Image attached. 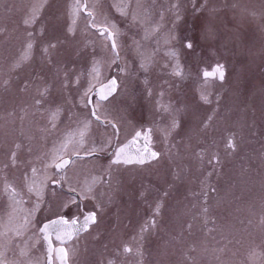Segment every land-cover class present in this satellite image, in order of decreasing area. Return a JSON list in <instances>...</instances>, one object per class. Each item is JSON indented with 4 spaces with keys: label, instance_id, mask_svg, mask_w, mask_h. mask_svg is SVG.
Here are the masks:
<instances>
[{
    "label": "rangeland",
    "instance_id": "obj_1",
    "mask_svg": "<svg viewBox=\"0 0 264 264\" xmlns=\"http://www.w3.org/2000/svg\"><path fill=\"white\" fill-rule=\"evenodd\" d=\"M86 1L97 26L115 25L117 33L132 34L118 42L125 63L120 78L122 89L115 96L118 101L114 104L121 105L123 102L119 99L133 96L135 79L132 78L135 77L132 76L148 67L143 61L139 67H134L129 58L138 53L137 45L142 40L134 37L137 32L133 20L124 28L113 20H105V17L116 18L115 9L131 19L129 6L109 9L107 0L103 5L98 0ZM204 1L200 45L204 50H216L220 62L226 66L232 65L231 55L236 48L240 66L232 70L231 80L225 86L211 80L202 83L205 95H213L209 91L213 86L216 93L207 96V103L203 102L202 135L199 124H193L186 136L190 162L185 171L187 181H170L164 173L159 176L165 181H117V171L129 178L139 174H126L108 161L107 155L117 138L112 136V130L93 119L86 103L88 96L84 95L90 85L95 87L106 81L118 67L106 34L102 36L90 26L92 21L83 7L78 15H73L76 0H0V254L6 257L8 264H46L40 213L41 219L47 220L72 211L74 214L96 211L98 223L69 245V264H109V261L112 264H264V36L252 42L233 40L234 28L228 23L232 13L229 0H221L220 6L216 5L220 0ZM84 3L80 0L82 6ZM34 6L39 9L35 21L25 24ZM167 13L172 17L166 31L171 35L170 42L155 39L151 42L157 46L154 51L167 48L168 43L180 39L184 29L190 30L180 24L179 10ZM258 24L264 28V23L259 21ZM29 43L33 45L30 51ZM51 44L56 47H50ZM90 44L93 47L88 49ZM181 49H184L183 43ZM26 51L30 58L19 62ZM207 59L204 56V60ZM163 60L168 61L172 71L182 68L177 64L174 69L177 60L172 53ZM188 63L194 65L191 61ZM142 64L145 67H141ZM150 99L153 97L147 96L146 91L141 103L148 106ZM121 107L120 116L115 119L120 123L130 122L137 113H132L125 104ZM138 109L140 113L145 111V116L135 127L151 123L150 112ZM36 115L39 116L37 121ZM85 121L90 122V126L81 144L79 131ZM36 124H41L44 135L42 183L39 163L24 153L23 138L36 135ZM164 124L159 125L158 118L154 123L160 130L173 129V118L165 119ZM52 125L57 129L54 141L51 133L47 134ZM229 138L237 146L235 151L228 147ZM69 139L72 142L62 150ZM123 139L120 137L117 145ZM101 143L106 145L101 152L106 158L97 156L92 160L106 161L107 168L97 164L96 170H91L97 172L94 177L98 180L90 181V193L80 189L81 197L86 198L79 201L51 185L50 181L59 180L65 181L67 189H78L73 175H65L61 180L53 160L57 155L65 158L75 153L87 154L93 145ZM51 144H55L56 154H52ZM171 145H174L173 137ZM200 145L204 149L203 160L197 153ZM35 146L33 137L28 150L32 156ZM216 154L221 160L218 165L214 164ZM88 160L91 159L75 162ZM109 171L110 181H104ZM143 173L148 176V171ZM8 186L16 189L15 199L6 190ZM29 187L33 191L30 192ZM41 189L42 197L37 194ZM73 197L75 204L69 203ZM65 203L70 211L61 207ZM153 220L155 225L151 223ZM125 247L132 251L124 252ZM21 252L27 255L22 256Z\"/></svg>",
    "mask_w": 264,
    "mask_h": 264
},
{
    "label": "flooded vegetation",
    "instance_id": "obj_2",
    "mask_svg": "<svg viewBox=\"0 0 264 264\" xmlns=\"http://www.w3.org/2000/svg\"><path fill=\"white\" fill-rule=\"evenodd\" d=\"M47 1V0H43ZM54 1V0H52ZM85 3H87L86 0H84ZM99 2H106V0H98ZM108 1V8L112 9V7L119 8L123 5L129 6V9L131 10V19H127L124 17L123 12L116 11L113 13L116 18L109 19L105 17V20L110 22H115L119 27H126L129 26L131 21H134V28L135 32L137 34L134 35V37L137 38L138 41L142 42L137 45L138 49L136 50L138 53L134 55L129 56V58L132 59V65L134 67H139L140 63L143 61L145 64H148L147 70L142 72L141 74H134L132 79H135V82L132 85L133 90V96L129 97L127 99L121 98L119 99L122 104H125L131 108L133 114L130 122H117L115 119L116 117L120 116L122 104H114L116 101H118L115 96L120 93L122 89V82L120 81L122 73H124V60L121 56V51H119V45L116 51L119 52V56L116 59L117 65L116 68L113 69L112 74L110 77L103 81L102 83L98 84L94 88H92V91L88 94L86 103L90 110V115L93 117V119L100 124L101 126L112 130L113 134L112 136L117 138V142L112 147L110 152L108 153V161H112V164L118 167H115L117 169H122L123 171H126L127 173H138L139 175L134 178H129L128 176L122 177L121 173L119 171L116 172V178L117 181H165L166 179H171L170 181H187L186 179V169H188V164L190 163L188 161V149H187V138L189 129L193 124L198 125L201 127V135H202V125H203V102L204 100L201 98L202 95H205L204 91V85L202 84L205 80L204 78V71L213 72L217 65H223L225 77L223 81H220L219 79H212L209 78L207 80L211 81H217L219 84H222L223 86L227 85L228 82L231 80L232 77V70L235 71V69H238L240 65L239 60L237 57H240L237 54L236 48L234 50V54L231 55L233 58L231 60L232 65L226 66L224 62H220L218 53L216 50H204L203 46L200 45L199 42H201L203 37V6L206 3L204 0H194L195 7L193 5V0H107ZM228 3L230 4V8L232 10V13L229 17V25L234 28L232 30V39L233 40H243L246 42H249V40L254 41L255 38L258 36L263 35L264 36V28L263 25L259 26L258 22L264 23V0H229ZM111 4V5H110ZM87 5V4H86ZM218 6L221 5V0L219 4H216ZM195 9V14L193 15V9ZM59 9V8H58ZM179 10L180 16H181V25H186L189 29H184V32L182 31V34L180 35L179 40H174L173 44L168 43L167 48L162 50H156V47H154L151 42H155V39H162L170 42L171 35L166 34L167 26L170 23L171 16L167 13L169 10ZM90 11V10H89ZM85 12V11H84ZM87 15V13L85 12ZM120 14V15H119ZM190 16V17H189ZM258 16H260L261 19L258 20ZM90 22L92 21L89 17ZM113 20V21H112ZM201 25V27H200ZM93 27L92 25H90ZM199 27V28H198ZM237 27H239L237 29ZM94 30H98V27H93ZM158 35V36H157ZM130 38L132 37V34H119L117 33V43L123 42V38ZM166 37V38H165ZM107 38V34H106ZM108 39V38H107ZM191 40L194 43V49L189 50L185 47V43L187 41ZM109 43L110 40L108 39ZM182 43L184 44V49L182 48ZM93 46L90 44L88 49L92 48ZM148 49V50H147ZM152 50V51H150ZM99 53L102 55L103 50H98ZM153 53H156L158 55H153ZM172 53L175 60L177 62L175 63L176 66H174V69L177 68V64H180L182 68H179V71L182 73V75H176L177 71H172L169 69L167 63L168 61H164V56L169 55ZM103 56V55H102ZM143 56L142 60L140 57ZM145 56V57H144ZM204 56L207 59V61L204 60ZM107 57V56H106ZM192 59V60H191ZM194 59V61H193ZM141 61V62H140ZM188 61H191L193 64H189ZM196 61V62H195ZM184 63H188L187 66H184ZM145 67V66H144ZM263 67V66H262ZM141 69V68H137ZM111 79H115L117 81V88L115 91V94L111 97H109L107 100H101L99 95L97 94V88L99 86H102L103 84L109 82ZM131 79V80H132ZM137 80V83H136ZM244 85V84H243ZM215 87V86H213ZM209 88V91L211 90L214 93H216V88ZM229 89H227L228 92ZM231 89L230 91H232ZM147 91V96L150 95V98L153 97V100L150 99V105L146 106V103H141L142 100H144L145 95ZM188 91V93H187ZM208 92V91H207ZM210 93V92H208ZM207 93V94H208ZM230 94L231 96H234L233 93H227V95ZM212 94H208L207 96H213ZM239 96H243V93L239 94ZM139 102V104H138ZM139 108L142 110H146L150 112V120L151 123H148L144 126H137L139 124V119L145 116L144 112H139ZM93 109L96 110V114L101 117V119L98 121L96 118L92 115ZM174 110V113L172 111ZM195 110V111H194ZM162 116V117H161ZM38 115H36V121L38 120ZM158 118L159 125L163 126L165 119L169 118H175L180 126L173 129H165L162 130L155 127L154 123L155 120ZM165 118V119H164ZM116 120V121H115ZM106 121H111V123H107ZM191 122V124H189ZM115 124L116 128L119 129L117 132L116 129L112 127V125ZM41 124H36V135L32 136L29 139L23 138L24 143V153L30 157V159L36 161L39 167V175H40V182L43 181V176L41 175V171L43 169V161L41 159L43 158L42 153H44V135L41 130ZM151 129L150 134L148 133V130ZM57 130V129H56ZM54 127L52 125L50 131L47 132V134L51 133V139L54 141L55 132ZM136 132H141L142 136L145 134H149V141H148V147L155 152H158L159 158L153 159L148 162H145L144 164H138V163H130V164H114L113 160V153H115L119 148L124 147L128 145V153L127 155L136 158L140 154V152L143 151L145 148V140L143 138H136L135 134ZM35 138V152L32 156L29 153V144L32 143V138ZM124 138L119 145L118 140L119 138ZM171 137L174 138V145H171ZM57 139V137H56ZM199 140L202 139L201 136L199 137ZM117 145V146H116ZM185 148V149H184ZM51 150L54 152L52 154H56V146L55 144H51ZM204 149L202 145L198 147V154L200 155V160H203L204 158ZM104 157L106 158V155L99 152L96 155H87V154H81L79 155L74 154L72 157H65L72 161L66 168H64L62 171L58 170L55 167V171L59 173L61 177L66 176H74V179L77 181L76 185L78 189H75L76 191H69L67 187L65 186V181H59L58 185H54L51 182L52 186H56L72 196L76 197L77 200H82L81 197V191L80 189L84 188L85 190L89 187L90 181H97L98 179L95 178L97 172L91 171L96 170L94 167L104 165L103 168H107V162L104 163L101 161L95 162L92 160V158L95 157ZM63 158V159H65ZM80 159H91L88 161H78L76 160ZM225 159V154H224ZM59 162V161H58ZM81 162V163H80ZM89 162H92L89 165ZM221 160L219 158V154H216V157H214V164L218 165L220 164ZM73 170L70 168L73 166ZM86 166V167H84ZM84 167V168H83ZM100 168V167H99ZM36 171V170H35ZM53 168V173L55 172ZM144 171H148V176L146 177L143 173ZM169 171V172H167ZM161 173H164V176H169V178H162L159 175ZM110 171L106 173L104 177V181H110ZM175 174L176 177L173 175ZM112 175V174H111ZM63 180V179H61ZM89 180V181H87ZM177 193L180 191L179 184L176 186ZM84 190V191H85ZM7 206V204H6ZM41 212V211H38ZM88 212L93 211H85L81 214H74L69 215L70 213H64L61 216L57 217H50L47 220L41 219L42 214L40 213V229L43 228L44 224L47 222H50L52 220L61 218L62 216L71 222L73 219H77V223L81 222L84 219V216ZM96 212V211H95ZM97 213V212H96ZM98 218V214H97ZM95 224L90 225L89 229L83 233L74 235L70 242L64 244V247L68 250L69 245H72L75 243L80 237L88 234L92 227ZM6 230H7V224H6ZM43 243L46 247V264L48 261V243L44 239V233L41 232ZM51 241L54 246V249H57L60 246H63L59 240L56 239L55 234H52ZM69 261V259H68ZM58 263L56 254L54 253V263Z\"/></svg>",
    "mask_w": 264,
    "mask_h": 264
},
{
    "label": "snow or ice",
    "instance_id": "obj_3",
    "mask_svg": "<svg viewBox=\"0 0 264 264\" xmlns=\"http://www.w3.org/2000/svg\"><path fill=\"white\" fill-rule=\"evenodd\" d=\"M193 5L195 7V2L193 0ZM81 7H83L84 11L87 13V16L91 18L92 20V26L93 27H98V30L100 32V34L103 36L105 34H107V38L110 40V47L113 50V52L115 53V56H119V52L116 51L118 48V43H117V31L115 30V25L112 26H105V25H101V26H97L96 21H95V16L93 15L92 11L88 10L87 5H81L80 4V0H76V4L74 5V13L73 15L76 16L79 13V10L81 9ZM39 9L36 8L35 6L33 7V14L29 19H26L24 21L25 24H29L35 21L36 18V14L38 13ZM73 23H75V19L73 20ZM71 31V29H70ZM33 45L31 43H29L27 45V49L30 51L32 49ZM50 47L55 48L56 45L55 44H51ZM185 47L189 50L194 49V43L189 40L185 43ZM46 52L48 51V49H44ZM30 56L28 54V51L25 52V54L21 57V61L22 62L24 60L29 59ZM18 62V63H19ZM141 67H144V65L142 64ZM95 71V69H94ZM176 75H182V73L178 70L176 72ZM205 80L212 78V79H219L220 81L224 80L225 77V72H224V68L223 65H217L215 70L213 72H208V71H204L203 73ZM92 87H94V85H90L88 90L84 93L85 96H88V94L92 91ZM117 88V81L115 79L110 80L106 85L101 86L100 88L97 89V94L99 95L101 100H107L108 97L116 91ZM206 103L208 102V98L207 95H202L201 97ZM37 104L40 103V100L36 101ZM59 111V110H57ZM92 115L96 118V120H100L101 117L99 115L96 114V110L93 109L92 111ZM211 119V118H209ZM107 123H111V121H106ZM55 125H53L54 127ZM90 126V122L85 121L84 122V127L83 129H81L79 131V136H80V143H83V137L87 132V129ZM173 128H177L180 126L179 122L173 118ZM112 127L114 129H116V131L118 132L119 129L116 128V125L113 124ZM205 127H207V125H205ZM151 129L148 130V133L150 134ZM149 134H145L142 136L141 132H136L135 136L136 138H143L145 140V148L143 149L142 152H140V154L138 155V157L136 158H132L130 156H128L125 153V149L124 148H119L113 155H114V160L113 163L114 164H120V163H124V164H130V163H138V164H144L145 162H148L150 160L153 159H158L159 158V153L152 151L149 147H148V141H149ZM72 140L69 139L64 145H62V150H66L68 143H71ZM110 146V142H108V145ZM105 143H101L99 146L97 145H93L91 147V149L89 150V152L87 153V155H96L99 152H102L105 150ZM228 147L230 149H232L233 151L236 150V144L235 142L229 138L228 140ZM76 155H79V153H75ZM15 158V154H13V159ZM57 160H59V162H56ZM70 163H72L71 160L69 159H63L62 156L57 155L56 158L53 160V165L58 169V170H63L64 168H66ZM33 173L35 174V169H33ZM61 179H63V177H61ZM52 183L54 185H58L59 184V180H53ZM7 191H9L11 197L13 199L16 198V196L18 195L16 189L14 187L8 186L6 188ZM29 191H33L32 187H29ZM69 191H76L73 188H70ZM92 188L91 186H89L86 189V192H91ZM38 195H40L42 197V189L40 192L37 193ZM55 194V193H53ZM86 198L85 196H82V199ZM69 203L75 204L76 200L75 198H71V200L69 201ZM63 209L70 211V209L68 208V203H65L61 206ZM39 208V204L36 205V209L38 210ZM205 211H207V209H205ZM159 212V207H157V213ZM77 219H73L71 222H69L68 219L64 218L63 216L55 221H52L50 224H45L43 226L42 229H40L41 232L44 233V239L48 242V253H49V261L51 262V258H52V254L55 252L56 255L58 256V259L60 260V264H68V259H69V252L66 248L64 247H60L58 249H54L52 246V242H51V235L49 233L50 229H54L56 232V239L59 240L61 242V244H63L66 240L72 238V236L79 232L81 229L76 228L75 225L77 224ZM25 224L28 223V219L25 218L24 221ZM98 220H97V213L95 211L93 212H88L85 214L84 216V223H83V229L84 230H88V228L90 227V225L92 224H97ZM153 225H155V220H153L151 222ZM60 226H65V227H60ZM17 235L20 234L19 230H17L16 232ZM132 251L131 248L129 247H125L124 248V252L126 253H130ZM21 255H27L26 252H21ZM0 264H8V261L6 259V257L3 254H0ZM109 264H112V261H109Z\"/></svg>",
    "mask_w": 264,
    "mask_h": 264
},
{
    "label": "water",
    "instance_id": "obj_4",
    "mask_svg": "<svg viewBox=\"0 0 264 264\" xmlns=\"http://www.w3.org/2000/svg\"><path fill=\"white\" fill-rule=\"evenodd\" d=\"M112 80V79H111ZM108 83V82H107ZM107 83H105V84H103V85H106ZM102 85V86H103ZM101 86H99L98 88H100ZM97 88V89H98ZM115 94V92H113L109 97H111V96H113ZM108 97V98H109ZM129 145V144H128ZM128 145H126V146H124V147H121V148H124L125 149V153L127 154L128 153ZM65 159H67V158H65ZM58 219H60V218H58ZM58 219H55V220H58ZM55 220H52V221H55ZM52 221H50V222H47V223H45V224H50ZM83 223H84V219L81 221V222H79V223H77L76 225H75V227L76 228H79V229H81L79 232H77V233H75L74 235H77V234H80V233H83V232H85V231H87V230H84L83 229ZM44 224V225H45ZM60 227H65V226H60ZM89 229V228H88ZM49 233H50V235L52 236V234H55V237H56V232H55V230L54 229H50L49 230ZM73 235V236H74ZM73 236H72V238H73ZM72 238H70V239H68V240H66L62 245L63 246H60V247H64V244H66V243H68V242H70L71 241V239ZM47 242V241H46ZM52 242V241H51ZM48 243V242H47ZM52 246H53V244H52ZM60 247H58V248H60ZM53 248H54V246H53ZM57 248V249H58ZM65 248V247H64ZM55 253V252H54ZM54 253L52 254V258H51V262L49 261V253H48V261H47V264H53L54 263ZM56 254V253H55ZM56 258H57V261H58V263L60 264V260L58 259V256L56 255ZM68 264H69V261H68Z\"/></svg>",
    "mask_w": 264,
    "mask_h": 264
}]
</instances>
